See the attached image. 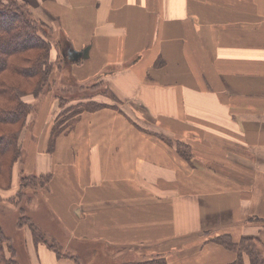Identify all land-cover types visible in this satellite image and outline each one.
<instances>
[{
	"label": "crops",
	"instance_id": "0c3cea01",
	"mask_svg": "<svg viewBox=\"0 0 264 264\" xmlns=\"http://www.w3.org/2000/svg\"><path fill=\"white\" fill-rule=\"evenodd\" d=\"M26 1L72 52L87 51L79 81L100 78L152 133L104 108L52 153L44 134L29 167L26 155L25 172L52 176L42 217L62 228L65 252L102 243L134 259L235 264L238 254L208 238L258 237L264 248V0ZM159 136L189 147L192 165ZM13 173L4 198L18 193ZM25 238L28 264H78L77 250L59 258Z\"/></svg>",
	"mask_w": 264,
	"mask_h": 264
},
{
	"label": "rangeland",
	"instance_id": "374dc122",
	"mask_svg": "<svg viewBox=\"0 0 264 264\" xmlns=\"http://www.w3.org/2000/svg\"><path fill=\"white\" fill-rule=\"evenodd\" d=\"M12 2L19 5H27V10L32 14L31 17L36 26L35 35L41 44H45L46 47H49V51L48 57L45 56L43 58V60H47L45 63L48 72L47 80L41 85V89L38 93L32 92L34 89L33 85L26 83L18 76H11L6 73L3 77L9 79L6 77L8 76L11 78L10 80L23 84L25 90L23 92L27 94L23 95L21 100L28 106L29 111L19 131L18 141L15 146L18 151L20 149L21 154L12 167L10 188H5V185L9 183L0 179V184L3 186L1 190L11 189L15 177L13 173L14 169L16 165L19 167L18 180L20 187L18 193L13 197L7 198L0 196V224L5 238V257L7 260H11L12 257H14L17 264H28L27 243L25 238L26 232H28L29 234L32 233L37 244H45L50 249L54 250L55 253L57 252L56 254H61V257L69 258V255H72L70 251L77 250L76 252L79 253V257L76 258L78 259V264H155L158 261L165 260V257L161 255L143 256L140 258L136 256L134 259L131 255L126 254L125 257H122L120 253L115 252L116 250L110 248L109 250L106 249L105 245L102 243L96 244V246L87 244L81 246L80 244L82 243H76L75 246L70 248L69 253H66L62 244L65 242L61 230L62 228L57 227L56 222H53L50 217H42L46 215V211L40 200V191L48 187L52 176L51 174L38 175L32 171H28L27 173L25 172L26 164L22 166L21 164L28 153L30 158L27 166L29 167L33 163L35 158L33 159L31 155L33 150L35 151L37 147L41 146L44 134H47L45 139L47 152L52 153L57 138L73 131L82 115L93 114L104 108L118 111L125 116L127 121L129 120L128 123L138 131L145 134L152 133L146 131L147 129L144 128L148 125L137 123L124 112L121 102L113 94L109 86L102 82L100 78L88 82L79 81L75 75L74 67L77 62L70 58L72 47L69 39L60 31L56 24L49 22L48 19L44 20L35 16L31 10L32 7L29 6L26 0H0V19L4 16L6 7H9ZM1 25H3V23L0 20V29L4 27ZM0 39L7 41L0 44V60H2L4 49H10L13 43L11 46V43H9L10 41L8 42V37H0ZM37 55L43 56V53ZM30 83L33 84L34 82ZM95 98L105 100L95 101L93 100ZM6 129L15 131L18 130L19 127L11 126L6 127ZM35 137L40 138L36 139ZM159 138L163 143L175 146L174 148L177 154L192 165L193 154L189 147L182 143H175L164 136H159ZM24 177H29L28 179L30 181L34 179L33 177H36V183L22 184V179ZM52 223L56 225V229L55 225L54 228L52 227ZM216 237L221 236L207 238L208 240H213ZM52 244L55 245H53V248H51ZM93 250H96L97 253L94 260H92L94 257ZM262 250L264 252V248H262ZM244 256L248 257L246 254Z\"/></svg>",
	"mask_w": 264,
	"mask_h": 264
},
{
	"label": "trees",
	"instance_id": "16d2710c",
	"mask_svg": "<svg viewBox=\"0 0 264 264\" xmlns=\"http://www.w3.org/2000/svg\"><path fill=\"white\" fill-rule=\"evenodd\" d=\"M31 15L27 10V5L12 2L9 7H6L4 16L0 19L3 23L1 26H4L0 29V37H8L11 46L13 43L10 49H4L2 60H0V179L9 183L5 185V188H10L12 167L21 154L20 149L19 152L15 146L19 131L29 111L28 106L21 100L22 96L27 94L23 92L25 91L23 84L10 80L8 76L6 77L9 79L3 77L6 73L18 76L26 83L33 85L32 92L38 93L41 85L46 82L48 74L45 65L47 60L43 58L48 57L49 47L41 44L35 35L36 26ZM3 42L7 41L0 39V44ZM39 53H43V56L37 55ZM11 126H18L19 129L15 131L6 129ZM28 178L24 177L22 184L36 183V177H33L32 181ZM2 187L0 184V189ZM212 241L238 254L235 264H244L245 254L249 257L251 264H264V252L258 237H244L239 243H234L229 236L216 237ZM4 242L5 238L0 224V264H17L14 257L11 260L5 257ZM53 245L51 248L55 246ZM155 264H166V261L161 260Z\"/></svg>",
	"mask_w": 264,
	"mask_h": 264
},
{
	"label": "water",
	"instance_id": "95a60500",
	"mask_svg": "<svg viewBox=\"0 0 264 264\" xmlns=\"http://www.w3.org/2000/svg\"><path fill=\"white\" fill-rule=\"evenodd\" d=\"M87 51H84V52H71L70 53V58L73 60V61H80V59H82V57L85 55Z\"/></svg>",
	"mask_w": 264,
	"mask_h": 264
}]
</instances>
